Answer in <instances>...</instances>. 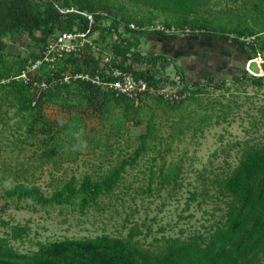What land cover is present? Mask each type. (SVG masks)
Instances as JSON below:
<instances>
[{"label": "rangeland", "instance_id": "obj_1", "mask_svg": "<svg viewBox=\"0 0 264 264\" xmlns=\"http://www.w3.org/2000/svg\"><path fill=\"white\" fill-rule=\"evenodd\" d=\"M54 1L95 27L77 19L61 40L0 35V238L42 259L125 264L100 258L109 248L93 241L110 238L142 264L169 237L207 236L226 219L225 182L243 151L264 147V32L247 35L264 28V0H202L188 14L134 0ZM47 2L33 0L38 12ZM145 68L158 82L137 98L114 86L145 80ZM90 84L104 92L102 113L87 103ZM81 127L89 147L73 152L70 130ZM251 264H264V247Z\"/></svg>", "mask_w": 264, "mask_h": 264}, {"label": "trees", "instance_id": "obj_2", "mask_svg": "<svg viewBox=\"0 0 264 264\" xmlns=\"http://www.w3.org/2000/svg\"><path fill=\"white\" fill-rule=\"evenodd\" d=\"M134 1L173 14L194 13L202 2V0ZM84 8L94 14V9L89 5H81L79 11ZM77 19L83 23L82 30L90 32L94 29L95 26L88 28V19L84 15L73 11L61 12L54 0H48L42 12L35 9L33 0H0V35L12 31H27L35 37L46 39L55 32L72 31ZM234 30L238 36L245 33L240 27ZM262 32L264 28L258 26L254 32L247 35L258 37ZM261 45L264 48V41ZM30 71L25 70L24 73L27 81L32 75ZM155 74V71L148 68L141 71V76L148 84L158 82ZM250 78L255 84H261L263 81L262 76ZM203 85L205 84L194 85V88L190 86V92H199ZM89 86L91 88L86 94L87 103L93 110L102 113L106 103L104 92L94 84ZM38 118L41 119L39 114ZM40 123L43 130L48 132L46 124L43 121ZM225 183L230 200L226 219L222 224L217 225L207 236L194 234L188 238L169 237L164 252L154 262L142 264H251L264 247V147L250 146L243 151L239 164ZM34 192L24 188V193L31 199L37 197ZM13 228L18 229L17 226ZM4 242L5 240L0 238V264H70L19 253ZM93 242H103L109 248L106 251L100 250V258H113L118 263L133 264L129 257L123 254L125 248L123 242L110 238Z\"/></svg>", "mask_w": 264, "mask_h": 264}, {"label": "built area", "instance_id": "obj_3", "mask_svg": "<svg viewBox=\"0 0 264 264\" xmlns=\"http://www.w3.org/2000/svg\"><path fill=\"white\" fill-rule=\"evenodd\" d=\"M68 33L71 34V31L62 32L61 35L63 36L59 37V39L61 40L64 37H69V35H67ZM113 84L117 90L118 89L122 90L123 93H125L128 98L131 97L132 99L137 98L140 92H144L148 90V86H147L148 84L145 80L135 79L131 75H127L124 77V80L118 81ZM167 95H171V94H167ZM175 96L176 98L179 97L178 95Z\"/></svg>", "mask_w": 264, "mask_h": 264}, {"label": "clouds", "instance_id": "obj_4", "mask_svg": "<svg viewBox=\"0 0 264 264\" xmlns=\"http://www.w3.org/2000/svg\"><path fill=\"white\" fill-rule=\"evenodd\" d=\"M63 122H61V125ZM70 135L72 136L73 139V144L71 146V150L73 152L77 151H85L89 147L88 141L84 138V129L81 127L78 130H70ZM8 182L6 181V184Z\"/></svg>", "mask_w": 264, "mask_h": 264}, {"label": "water", "instance_id": "obj_5", "mask_svg": "<svg viewBox=\"0 0 264 264\" xmlns=\"http://www.w3.org/2000/svg\"><path fill=\"white\" fill-rule=\"evenodd\" d=\"M251 67V66H250Z\"/></svg>", "mask_w": 264, "mask_h": 264}]
</instances>
